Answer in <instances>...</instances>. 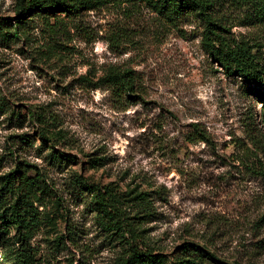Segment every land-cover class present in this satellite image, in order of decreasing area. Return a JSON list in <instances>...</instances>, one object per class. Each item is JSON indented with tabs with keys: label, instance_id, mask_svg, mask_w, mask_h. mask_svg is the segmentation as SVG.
<instances>
[{
	"label": "rangeland",
	"instance_id": "374dc122",
	"mask_svg": "<svg viewBox=\"0 0 264 264\" xmlns=\"http://www.w3.org/2000/svg\"><path fill=\"white\" fill-rule=\"evenodd\" d=\"M207 1L263 54L264 28L245 3ZM14 5L0 0V18L12 20ZM16 31L0 39V177L34 195L37 264H114L125 253L80 176L114 188L142 245L169 262L194 244L210 257L193 264H264V90L213 63L197 18L174 26L112 0L77 17L38 14ZM115 70L132 73L133 92L102 81ZM195 124L208 142L190 140ZM138 194L146 217L131 202ZM1 225L0 264H13L14 229Z\"/></svg>",
	"mask_w": 264,
	"mask_h": 264
},
{
	"label": "trees",
	"instance_id": "16d2710c",
	"mask_svg": "<svg viewBox=\"0 0 264 264\" xmlns=\"http://www.w3.org/2000/svg\"><path fill=\"white\" fill-rule=\"evenodd\" d=\"M112 0H15L12 20L0 18V39L6 40L17 36V26L35 15L45 17L79 16L82 11L102 7ZM116 1V0H113ZM124 1V0H118ZM131 4H141L150 8L160 20L176 26L184 17L191 15L203 26L202 46L209 58L221 71L232 77H237L242 83L252 88L264 90V52L257 45L238 41L230 33L226 22L216 17L213 4L207 0H125ZM252 14L253 21L264 28V0H241ZM58 21V18L55 19ZM13 22L16 29L9 27ZM106 84L116 87L126 93L133 92L136 85L135 78L128 70H115L102 79ZM260 95V94H259ZM192 142L206 141L208 136L198 125H193ZM43 140L47 139L41 134ZM264 176V170L260 172ZM79 187L91 195L92 205L102 230L108 235L122 238L126 242V250L114 264H176L169 262L164 255L142 245L144 231L139 229L138 223H129V217L123 209V201L114 188L90 184L81 176L77 178ZM138 194L132 198L137 207V215L142 213L146 217V202ZM13 200H8V198ZM32 192L28 189L20 190L15 186L13 174L0 177V220L14 229L13 241L16 245L13 264H37L36 256L30 241L40 225L37 208ZM139 220H143V218ZM138 219V218H134ZM7 226H0L2 229ZM127 236V239L125 238ZM210 257L208 252L198 245L186 244L181 247L180 264H193V260Z\"/></svg>",
	"mask_w": 264,
	"mask_h": 264
}]
</instances>
